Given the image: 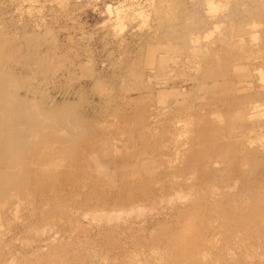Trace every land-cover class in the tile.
Listing matches in <instances>:
<instances>
[{
    "label": "rangeland",
    "instance_id": "obj_1",
    "mask_svg": "<svg viewBox=\"0 0 264 264\" xmlns=\"http://www.w3.org/2000/svg\"><path fill=\"white\" fill-rule=\"evenodd\" d=\"M216 1L220 6L210 13L206 0H168L174 8L168 5V11L166 6L161 11L159 2L153 7L145 0H0V67L8 77L10 97L35 103L37 112L39 106L48 112L43 121L50 126L46 133L52 134L45 135L47 141L37 137L41 141L32 143L36 147H25L31 145L32 154L25 151L33 158L34 168L41 169L39 175L46 171V177L40 175L43 181L36 180L38 203L33 205L30 198L20 199L21 204L17 201L27 192L26 186H15L10 205L1 204L0 199V264L12 255L15 264H130L150 257L156 245L175 257L179 250L172 247L185 240L177 231L183 229L187 240L186 230L196 225L200 229L198 234L195 228L190 230L191 242L206 233L205 237L220 240L225 229L228 233L230 220L256 207L251 191L243 198L237 194L238 198L219 194L214 186L223 189V174L231 175L235 168L247 171L253 162L261 163L264 171V140L250 142L253 133L231 129L233 109L240 101L251 104L264 99V81L258 72L264 71V0ZM118 10L124 16L120 22ZM57 109L68 114L61 122L64 125L56 122L54 126ZM126 146L130 152L145 148L161 157L169 155L172 174L180 175L179 179L188 176V183L195 174L216 180L211 179L212 185L202 186L189 199L174 195L155 204L147 201L143 212L106 222L91 210L114 196L117 186L86 168L90 162L82 159L81 152L98 148V156L103 157L107 147ZM188 150L193 158L182 160ZM18 151L12 148L17 157ZM227 151L233 152L236 166ZM24 154L2 164L10 171L3 185L26 176L31 161ZM50 156H55L54 163ZM161 175L158 172L142 181L139 193L146 198L160 195L161 183L169 184ZM173 180L178 181L169 178ZM70 198L80 216L77 227L62 221L65 226L58 222L50 231L26 229L41 220L50 203L61 204ZM189 218L195 220L196 224L191 220L193 227H188ZM9 243H14L13 253ZM158 255L154 257L159 260ZM176 257L174 261L180 258ZM153 259L150 263L158 262Z\"/></svg>",
    "mask_w": 264,
    "mask_h": 264
},
{
    "label": "bare ground",
    "instance_id": "obj_2",
    "mask_svg": "<svg viewBox=\"0 0 264 264\" xmlns=\"http://www.w3.org/2000/svg\"><path fill=\"white\" fill-rule=\"evenodd\" d=\"M145 1L151 2L153 7H154L155 3L156 4H157V2L161 3L162 5L159 6L160 8L162 7L161 11L164 9L163 6H166V8H167V6L170 5L169 3H167L168 0H159V1L158 0H156V1L155 0H145ZM170 1H172V0H170ZM151 3H149V5ZM153 3H154V5H153ZM204 3L206 4L209 12L213 13V12H216L218 10V7L220 6L221 2H217L216 0H206V2H204ZM152 6H151V8H153ZM156 6L158 7V5H156ZM169 7L171 8L172 5H170ZM155 8H154V10H155ZM160 8H158L159 12H157V14H156L157 16H159V14H160ZM168 8H167V11H168ZM172 9L174 10L173 7H172ZM122 10H123V8H122ZM130 12H131V10H130ZM163 12H162V14L165 15L166 12L165 13H163ZM119 13H120V15H119ZM119 13H118L119 16H117L116 18H118V20L120 22V20H121L120 18L122 17V19H123L124 16L123 15L121 16L120 11H119ZM134 13H136V12H134ZM142 14H143V12H142ZM127 16H128V14H127ZM157 16H155V17H157ZM148 17H149V15H148ZM167 17H169V16H167ZM116 18H114V19H116ZM162 18H164V17L161 16V19ZM116 22H117V20H116ZM197 38H198V35L197 36L195 35L194 39L196 40V42H197ZM200 38L201 37H199L198 41L201 40ZM191 41H193V39ZM258 72L262 73V79L264 81V71L259 70ZM4 74H5L4 68L2 69L0 67V186L3 185L2 181L5 178V174L8 173L7 171H9L8 169H6L7 167H5L2 164H5V161H12L13 159H15V156H16L15 153L12 152L13 147L16 148V151L19 150L21 152V154H24V152H26L27 154H24L26 156V161L29 159V162L31 161V163H30V165L27 166V169H26L27 174L24 178L22 177L18 181H16L14 179L10 183H8V184L5 183L3 185L4 189H3V193H2L1 198H0V199H2L1 204L8 202L7 204L10 205L9 200L11 198V195L14 193L12 190H15V186H19V187L20 186H26L27 192H25V194H23V195L20 194L19 198H17V201L20 202V204H21L22 202L19 201L20 199H27L28 200L30 198L31 201H30V199H29V201L31 203L33 201L32 204L35 205V203H38L35 198L37 196L36 193H38V191H39L38 190L39 186L36 184L38 181H36V180L37 179L40 180L41 177L46 174L45 173L46 171L44 172V170L42 169L43 170L42 174H44V173L45 174L44 175L40 174L41 175V177H40V175L38 173V170L40 168L37 166L34 168L35 164L34 165L32 164V161H34V160H32L33 158L32 159L30 158V154L28 153V151L30 148H32L31 145L35 146L33 144H35L37 139L41 141V139H39V138H42L44 141V140L49 138V134L52 136V134L50 132H48L49 134L46 133V131H48L47 130L48 127L50 128V126L48 125V123H47V125L44 124L45 122L43 121V120L48 119L49 113L44 111L39 105L38 106L40 108L39 109L40 112H37L36 111L37 105L33 101L32 102L34 104L32 105L31 101L29 102V101H24L21 99L11 98L10 97L11 91H10L9 84H8V77H6ZM228 86H230V85L227 84L226 87H228ZM228 88L232 89L230 87H228ZM233 89H234V87H233ZM254 102L255 103L250 104V103H247L243 100V101H240V103H238V104L236 103L237 105L233 109V111H235V112H234V115L232 116V120H231V129H232L233 133H239V132L243 133L244 132V133H248V135H250V133L254 134V136H251L252 138H251L250 142H253L254 139H258V138L262 139V141L264 140L263 139L264 138V131L259 130L260 128L264 129V99L262 101L256 100ZM31 105L33 106V108L35 107L36 109L35 108L33 109ZM31 108L33 109V111ZM34 112L36 114H34ZM54 113H55L53 116L54 117L53 121H55L54 126L56 125V122H57V126L58 125L60 126L59 123L64 121V118H65L67 112L65 114L62 110L61 111L58 110V111H55ZM25 115L27 116V118L25 117ZM223 118L224 117H221L220 120L224 121L225 119H223ZM66 120H68V118ZM53 121H51V123H50L51 126H52V123H54ZM42 122H43V124H42ZM63 123H65V122H63ZM63 123H61V125ZM28 126H30V127H28ZM33 126H36V127H33ZM43 129H45V131H44L45 133L43 136L44 138L41 137L43 135V134H41ZM38 133L40 136H37ZM45 135L48 138H46ZM69 136H68V138H69ZM37 137H39V138H37ZM34 138H36V139H34ZM57 138L58 137H56V139ZM63 138H64V136H63ZM71 138H72V135H71ZM71 138H69V140ZM74 140H75V138H74ZM9 141H11V142H9ZM38 142H36V143H38ZM28 144H31L29 149L25 148V147H27ZM85 148H86V146H85ZM26 149L28 151H25ZM51 149H52V147H51ZM63 149L64 148H62V150ZM132 149H133V152L132 151L130 152L129 149L127 148V146L126 147H120L118 149H117V147L116 148L115 147H107V149L105 150L106 152L101 153V155L106 153L105 156H103V157L98 156V151H99L98 148H97V150L95 148V150H93V151H91L90 149H87L88 151L90 150V152H88L86 149H84L83 150L84 153L81 152L84 155L83 156L84 158H82V159H84V160L86 159L85 160L86 162L87 161L90 162L89 163L90 165L88 163H85V164L89 165L86 168H88L90 171H94V173L97 171L95 174L99 173V176L103 177V179H105L107 182H110L112 185L114 184L117 186V188H116L117 193L114 192V193H116L114 196H112L111 198H107V199L105 198L101 203H97L96 205L93 204L94 205L93 207L95 208V210H93V211L91 210V213L94 215V217H98L100 219H103L106 222H112L113 220L120 219L122 215L124 216L126 214H131L134 212H138V213L143 212L145 210V202H147V201L155 204L157 201H159V200L161 201V199H163V198L164 199H166V198L170 199L174 195H176L178 197L185 198V199H189V197H192L194 195L192 193L198 194L200 191H202V186L212 185L213 183H212L211 179L216 180L214 177L204 178L199 174H195V177H193L192 182L188 183L186 181V178H188V176L181 175L182 178L179 179L180 175L172 174V171L174 169L173 168L170 169L171 165H169L170 164L169 155H166L165 157H161V156L156 155L155 153L153 154L150 150L145 149V148L139 149V150L135 149V151H134V148H132ZM132 149H130V150H132ZM39 150H41V149H39ZM57 150H58V148H57ZM80 150H78V151L80 152ZM19 151L17 152L18 157H20ZM42 152H43V150H42ZM30 153L32 154V152H30ZM192 154L193 153L190 150H188V152H186V154H184V156L182 157V160H187L189 157L193 158L194 155H192ZM226 154L229 155L230 163H232V164H234V166H236V164H235L236 158L234 157L233 152L227 151ZM39 155L41 158V154H39ZM51 155H54V153L52 154V151H51ZM58 155L56 154V157ZM18 157L16 156V158H18ZM36 157L39 158V156H36ZM52 157H55V156H50V158H51V159L49 158L50 161H52ZM53 159L55 162V158H53ZM35 161H39V160H35ZM54 162L52 161V163H54ZM58 162H60V161H58ZM58 162H56V163H58ZM38 163H40V162H38ZM44 163H45V160H44ZM20 166L22 167L23 165H20ZM15 168H16V166H13V168H12L13 171H15ZM261 168H262V166H261V163H259V162H253L247 171H242V170L239 171L237 168H235L234 171L231 173V175H229V174H223L222 175L223 181L226 183V186L223 187V189H221L218 186H214L218 190V193L223 194V195L231 193V194H234L235 196H237V194H240V197L243 198L247 193H249L251 191V193H253L256 196V202L254 204V205H256V207L251 209L248 213L241 214V215H239V217L234 218V220H230L228 222V223H230L229 224L230 229L227 230L228 233L225 232L226 231V229H225L224 230L225 236H222V238L218 234V236L221 238V239L218 238L220 240H217V238L213 237V235L211 236L210 234H209L210 235L209 238L205 237L207 233L203 230L204 233H206L205 236H198L197 235V237H196V234L194 233V236L196 238L194 240H192V242H191V239L194 237H193V234L191 233L192 231H190V230H192L196 227V225H194V228H190L189 230L187 228H185V230L187 229L186 230L187 240H188V238L192 237L191 239L188 240L189 241L188 242L186 240L184 233L182 232V230H183V229H181V227L183 226L182 225L178 229V230L181 229V231L180 232L177 231V233H179V237H181L180 233L183 234L184 237L182 236V238H185V240H183V239L182 240H183V242L185 241V245L183 242H180L181 239H180V241H178L179 238L178 237L176 238V235H171L172 237L170 236L173 239L176 238L175 242L178 241V242L182 243L181 246H182V248H184V249H182L181 246L178 245L180 243L177 242V245L180 246V248H181V249H179V247L175 244V242H173L176 246H173L172 248H174V250H176V251H177L176 248H178V250H179V252H178L179 254L178 255L175 254V257L180 256V258H178L179 261L178 260L176 261V259L174 261V258H175L174 256H172L173 259L170 260L171 254H173L172 251L171 252H170V250L168 251V255L170 256L169 257L165 253V252H167V250L163 246L161 248H164V249H160V247L159 246L157 247V245H156L155 246L156 248L153 246L155 249L153 247H151L154 250L151 251V249H150V251L152 252L150 257H148V258L145 257L143 259V261H140V260H142V258L140 260L134 258V259L138 260L137 262L134 261V263L128 262L129 260L127 259L128 260L127 262L130 264H135V262H136V264H152V263H150L152 261L151 260L152 257L155 258L156 260H158L154 256L158 255V253H159V255L164 253L165 255L164 254L161 255L160 256L161 258L155 264H264V171ZM190 170H188L186 173L190 174L191 173ZM36 171L38 174L36 173ZM180 171H181V169H180ZM39 172H41V169ZM158 172L162 173L161 178L164 177L165 183L166 182L169 183L168 186H165V184L161 183V185L163 186V189H162L163 191L160 195L155 193L153 195L148 196L147 198L144 197L141 193H139V191L141 190V182L145 181V179H147L149 176H153V175L155 176V174H158ZM9 173H10V171H9ZM33 175H35L36 177H34ZM44 177H46V175ZM44 177H43V179H44ZM170 177H173V179L176 178L178 181H174V180L169 181ZM161 178H159V179H161ZM39 182H41V181H39ZM137 191L139 194L137 193ZM12 200L13 199H11L10 201H12ZM34 200H35V202H34ZM69 200H70L69 202L63 201L64 203L60 202L61 204L57 203L55 205L50 203V205H52V206H50L49 208L47 207V206H49L47 204V206H45V208L47 207L48 210L46 209L47 211H45V213L41 214V220L38 221V223H40V224L38 225V223H36V224L31 223V225L26 227V229L29 231L32 230L34 232H39L40 230L42 231V230H47V229H48V231H50L51 227H52V229H53V227H57L58 222L61 223L62 221L65 224L67 222L66 225L70 224V225H68V226H70V228L72 226L77 227L78 226L77 222L79 221L80 216L78 215V212L73 210L74 206H72V205H74V204H72V203H74V202L71 203V198ZM66 201H68V200L66 199ZM15 205L16 204L14 203V206ZM17 206H18V203H17ZM36 206H34V207H36ZM13 208H14V210L16 209L15 207H13ZM89 208H91V206ZM17 209H18V207H17ZM88 209L86 208V211ZM0 211H1V209H0ZM18 211L20 213L21 210H18ZM87 212H85V214ZM91 213L88 212L87 214H91ZM0 214H1V212H0ZM16 214H17V212H16ZM16 214H14V215H16ZM83 214H84V209H83ZM203 215H201V216H203ZM195 217L197 218V216H194V218ZM200 218H202V217H200ZM203 218H204V216H203ZM191 220L192 219L189 218V220H188L189 222H188L186 219V220H184V223H182V224L185 225V221H187L188 227H191L192 221H193V220L192 221ZM196 220H198V219H196ZM194 221H193V223H195ZM63 222H62V224H63ZM197 223H198V221H197ZM65 224H63V226H65ZM225 226L228 228V225H225ZM61 227L62 226L60 225V229H61ZM184 227H187V226L185 225ZM201 227H202V229H205V228H203V226H201ZM162 228H163V225H162ZM54 229H56V228H54ZM199 229L200 228H198L196 230V228H195L194 232H197V234H198ZM185 230H184V232H185ZM57 231H59V229ZM61 232H62V230H61ZM200 232L202 233V231H200ZM224 233L222 235H224ZM175 234H176V232H175ZM191 234H192V236H190ZM160 235H163V234H161V231H160ZM199 235H200V233H199ZM177 236H178V234H177ZM168 237L166 239V240H168V243H170L169 241L172 242V240H170L171 238L168 239ZM158 238H160V237H158ZM158 238L156 240L157 242H159ZM164 239H165V237H164ZM12 242H14V241H12ZM160 242L157 244H160ZM162 242H164V241H162ZM164 243H162V244H164ZM154 245H155V243H154ZM160 246H161V244H160ZM166 246H167V244H166ZM8 247H9V251L11 253H13L14 243H9ZM167 248H168V246H167ZM184 250L186 251L185 254H184V252H182ZM161 252H163V253H161ZM169 252L171 254H169ZM141 253H143V252H141ZM174 253H176V252H174ZM128 255L131 256L132 253H130ZM159 255H158V257H159ZM155 259H153V260H155ZM125 260H126V258H125ZM131 260L133 261L132 258H131ZM149 260H151V261H149ZM13 262H14V264L16 263V256H14V255H12L11 258L10 257L4 258V261H2L1 263L2 264H12ZM124 262L125 261H123V263Z\"/></svg>",
    "mask_w": 264,
    "mask_h": 264
}]
</instances>
